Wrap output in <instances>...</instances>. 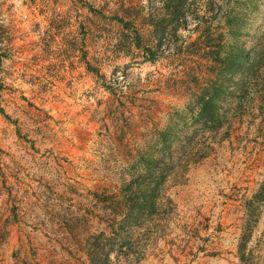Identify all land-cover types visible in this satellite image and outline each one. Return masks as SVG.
Here are the masks:
<instances>
[{
  "label": "rangeland",
  "instance_id": "1",
  "mask_svg": "<svg viewBox=\"0 0 264 264\" xmlns=\"http://www.w3.org/2000/svg\"><path fill=\"white\" fill-rule=\"evenodd\" d=\"M193 1L171 35L168 0H0V264H88L87 240L158 157L164 199L136 264H264V94L227 91L217 130L194 121L215 73ZM239 3L241 33L210 15L206 45L250 50L264 0Z\"/></svg>",
  "mask_w": 264,
  "mask_h": 264
},
{
  "label": "trees",
  "instance_id": "2",
  "mask_svg": "<svg viewBox=\"0 0 264 264\" xmlns=\"http://www.w3.org/2000/svg\"><path fill=\"white\" fill-rule=\"evenodd\" d=\"M238 3L239 0H207L204 4V20L196 23V27L201 26L202 28L199 38L206 42L203 47L207 49V58L214 63L210 67V73H215V77L199 94L198 113L194 121L201 123L210 131L221 128L223 124L224 115L221 114L219 103L226 100L224 94L227 91L232 94L247 92L250 89L264 94V28L253 34V42L248 51L238 48L232 53L229 49L226 50L223 39L222 43L220 42L216 47L206 45L212 36L211 24L207 21L210 15L213 19L221 15L224 29L229 30L233 35L241 33L246 14H242L243 10H238ZM239 6L242 7V2ZM165 9L169 15V24L173 25L171 35H176L178 29L186 27L188 15L193 17L197 15L193 0H168ZM165 22L168 23L162 18L154 26L155 46L143 48L145 57L149 60L155 58L156 49L160 48L170 35L167 33ZM216 36H221V34ZM234 76H239L241 81H234ZM177 133L173 130V132L164 134V137L171 136V139H174ZM192 141H194L193 138H188L186 147L190 148ZM199 159L201 155L195 161ZM143 163L146 168L145 173L137 174L125 187V193L128 195L123 201L124 212L121 219L117 224H111L107 234L99 233L87 240L85 251L88 264H136L142 259L145 249L143 242L146 240L140 238V235L146 239L153 232L151 230L154 226L150 223L153 222L157 213L158 215L160 213L161 206H158V202L164 199L163 183L167 178L162 172L157 175L151 173L152 169L162 164L159 157L145 158ZM172 164H174L171 166L172 170L181 167V162L176 161ZM164 165L163 163L162 166ZM143 230L146 233L140 234Z\"/></svg>",
  "mask_w": 264,
  "mask_h": 264
}]
</instances>
